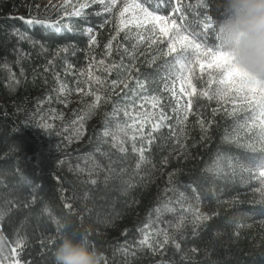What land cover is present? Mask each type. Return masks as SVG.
I'll use <instances>...</instances> for the list:
<instances>
[{"label":"trees","instance_id":"obj_1","mask_svg":"<svg viewBox=\"0 0 264 264\" xmlns=\"http://www.w3.org/2000/svg\"><path fill=\"white\" fill-rule=\"evenodd\" d=\"M21 1L0 0V264H55L62 238L85 234L103 264H264L257 109L225 108L195 77L187 119L166 110L158 128L131 126L127 111L156 95L163 67L118 90L105 69L118 32L103 4L57 20ZM137 1L208 62L200 53L219 43L224 0Z\"/></svg>","mask_w":264,"mask_h":264},{"label":"rangeland","instance_id":"obj_2","mask_svg":"<svg viewBox=\"0 0 264 264\" xmlns=\"http://www.w3.org/2000/svg\"><path fill=\"white\" fill-rule=\"evenodd\" d=\"M32 0H22L19 9L24 12L31 6L35 9L41 7L37 11L38 18L58 17L57 20H64V18L80 17L86 8L93 4L101 3L104 5L105 12L109 14L110 20L117 29V34L111 42V47L106 50V65L109 76L112 81H118L116 87L118 90L122 89L128 81H135V85H139V73L147 74V72L154 73L159 68L163 73L164 78L160 82L154 83L156 95L147 96L137 100L135 105H132L127 111V118L131 126L138 129H144L157 125L160 120H165L163 113L170 110L174 120L177 124L181 123L185 116L190 113L188 102L191 101L193 95L189 96L193 88L195 93L197 90L194 78H207L209 90L213 91L222 100L225 108H234V110L246 107L249 105L242 103L243 93L229 92L227 95H219L225 88V85L218 83L221 78L219 73L214 69H207L203 73L198 65L197 59L192 57L196 54V50L191 45H185L182 51V44L176 43V52H170L169 45L173 44L179 37L187 36L178 32L176 28L172 27V23L164 17L160 21H154L151 17L145 15L144 8L137 0H42L31 4ZM140 7L137 8L136 5ZM81 5H85L81 7ZM107 9H111L110 11ZM125 9H127L125 11ZM79 10L80 14L76 12ZM148 11V10H147ZM150 12V11H148ZM123 13V15H121ZM155 15V14H154ZM158 16V15H156ZM42 18V19H43ZM167 29L168 34L165 35L161 29ZM91 29H86L89 36H93ZM189 40L194 45L192 39ZM205 66L208 62L202 61ZM196 65L194 68L193 66ZM162 66V67H161ZM192 68L191 77H189V69ZM191 79V87H189L188 80ZM183 87L184 91H181ZM66 92V91H64ZM71 99L73 108L79 103L77 98L68 95ZM164 97V100L162 98ZM157 101L153 106V101ZM257 109L255 114L256 120L259 122L260 109ZM163 117V119H162ZM264 119V117H260Z\"/></svg>","mask_w":264,"mask_h":264},{"label":"clouds","instance_id":"obj_3","mask_svg":"<svg viewBox=\"0 0 264 264\" xmlns=\"http://www.w3.org/2000/svg\"><path fill=\"white\" fill-rule=\"evenodd\" d=\"M224 50L254 80L264 82V0H224V16L217 24ZM55 264H103V256L85 239L65 235Z\"/></svg>","mask_w":264,"mask_h":264},{"label":"snow or ice","instance_id":"obj_4","mask_svg":"<svg viewBox=\"0 0 264 264\" xmlns=\"http://www.w3.org/2000/svg\"><path fill=\"white\" fill-rule=\"evenodd\" d=\"M102 2V0H101ZM85 5H81V7H84ZM137 8L140 7L139 4L136 5ZM107 10H111V9H107ZM127 9H125L126 11ZM179 7H177L176 11H179ZM145 12V15L148 17H151L152 20L154 21H160L161 17L154 15L152 12H148L147 9L143 10ZM77 15L80 14L79 10L76 12ZM121 15H123V13H121ZM172 27L176 28V22L173 20L172 21ZM91 31V30H90ZM161 31L167 35V29L162 28ZM213 36L218 38V45H215L213 48H208L206 49L204 52L200 53L201 56H204L205 58H209L208 59V63L205 66L204 63H201L199 58L196 61V65L199 66L201 73H203V71L205 70V67H207V69H214L216 70L219 75H220V79L218 81L219 84L221 85H225V88L222 90V92L219 94L221 96L227 95V93L229 92H235L237 94L239 93H243V100L242 103H246L249 105V108H252L254 106H258L260 109V114L259 117H257V119L259 120V124L257 125L258 127H260L261 129V139H264V119H260V117H264V82H260L259 80H254L253 78H251L246 72L242 71L234 62L233 58L229 55V53L227 51L224 50L222 41H221V33L219 30L213 32ZM184 42L182 44V51L184 49L185 45H191L192 47H194L195 49L199 50L201 48V45L199 43L196 44H192V42L189 40L188 36H182L179 37L173 44L169 45L170 48V52H176L177 48H176V43H181ZM91 43H95V39L94 37L91 40ZM105 47L110 48L111 44L106 45ZM100 63L102 64L103 61H100ZM194 65L193 68L196 66ZM193 69L190 68L189 69V77H191ZM96 82L100 83L99 78H96ZM118 83V81H112V85H116ZM189 83V87H191V79L189 78L188 80ZM125 88H127V84H125ZM181 91L183 92L184 89L183 87H181ZM189 96L194 95L195 94V88L192 89V91L190 93H187ZM203 96L207 97L209 100L213 99L212 96L209 95L208 92H203L202 93ZM99 100L100 97L96 96L95 97V101L90 105V107H92L93 109L98 107L99 104ZM157 103V101H153V106H155ZM189 104V109L191 108V101L188 102ZM163 119V117H162ZM185 119H187V117L185 116ZM160 125H154V128H158ZM203 127V124H202ZM105 135H108V133L106 132ZM124 149H121V151H123ZM134 151H136L135 148H133ZM141 152V160L144 159L143 156V150H140ZM137 167H139V164L137 165ZM259 169V177L260 178H264V158H261V161L259 163V165L257 166ZM262 183H264V180L261 181ZM91 183H95V181H91ZM70 207V205H69ZM207 217H201L198 216L197 220H202V219H206ZM83 239H85L86 241L88 240L87 234L84 235ZM169 237L167 235H165V239L163 241V244H167L169 243ZM147 240L148 237L145 236L144 239L141 241L142 245H146L147 244ZM172 243L175 244V247L177 249H179L180 245L178 243H175V241L173 240ZM163 244L161 245V247H163ZM93 250H95V247L93 246ZM13 251H15V249H13ZM195 251V250H193ZM18 264V262H17ZM105 264H107V261H105Z\"/></svg>","mask_w":264,"mask_h":264}]
</instances>
